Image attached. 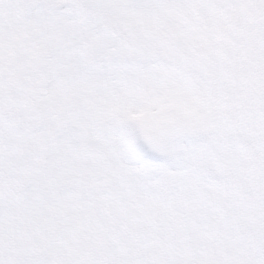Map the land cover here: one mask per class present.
<instances>
[{
	"label": "snow or ice",
	"instance_id": "6c2138e0",
	"mask_svg": "<svg viewBox=\"0 0 264 264\" xmlns=\"http://www.w3.org/2000/svg\"><path fill=\"white\" fill-rule=\"evenodd\" d=\"M0 264H264V0H0Z\"/></svg>",
	"mask_w": 264,
	"mask_h": 264
}]
</instances>
